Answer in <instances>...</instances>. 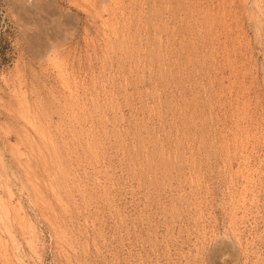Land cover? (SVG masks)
<instances>
[{"label":"rangeland","instance_id":"1","mask_svg":"<svg viewBox=\"0 0 264 264\" xmlns=\"http://www.w3.org/2000/svg\"><path fill=\"white\" fill-rule=\"evenodd\" d=\"M221 237L264 264V0H0V264Z\"/></svg>","mask_w":264,"mask_h":264},{"label":"bare ground","instance_id":"2","mask_svg":"<svg viewBox=\"0 0 264 264\" xmlns=\"http://www.w3.org/2000/svg\"><path fill=\"white\" fill-rule=\"evenodd\" d=\"M101 8H103V7H101ZM220 240L219 241L222 242L223 244H221L219 241L217 243H219V244H221L223 246H224V243H226L230 247L231 252H232V262L234 264H236L237 258H239V256L237 255L238 248L236 247V244L234 242L230 241V238L227 239V238H224V237L222 238L221 237ZM228 250H229V248H228Z\"/></svg>","mask_w":264,"mask_h":264}]
</instances>
